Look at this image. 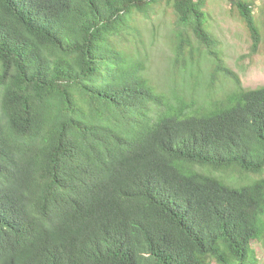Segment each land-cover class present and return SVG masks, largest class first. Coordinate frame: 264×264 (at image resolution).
<instances>
[{
  "label": "trees",
  "instance_id": "16d2710c",
  "mask_svg": "<svg viewBox=\"0 0 264 264\" xmlns=\"http://www.w3.org/2000/svg\"><path fill=\"white\" fill-rule=\"evenodd\" d=\"M264 39V11L225 0ZM172 11V77L146 26ZM207 0H0V264H257L264 86L243 87Z\"/></svg>",
  "mask_w": 264,
  "mask_h": 264
},
{
  "label": "rangeland",
  "instance_id": "374dc122",
  "mask_svg": "<svg viewBox=\"0 0 264 264\" xmlns=\"http://www.w3.org/2000/svg\"><path fill=\"white\" fill-rule=\"evenodd\" d=\"M254 12L260 16L264 11V0H250ZM211 18V32L221 43L226 65L239 76L243 87L264 86V39L258 51L252 50V42L244 24L237 18L231 6L225 0H207L205 7ZM146 26V49L148 53L149 76L163 84L172 77L170 41L172 11L167 5L157 6L148 15H141ZM258 263L264 264V248L254 242Z\"/></svg>",
  "mask_w": 264,
  "mask_h": 264
}]
</instances>
